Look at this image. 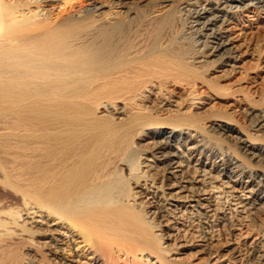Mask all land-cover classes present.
<instances>
[{
  "label": "bare ground",
  "instance_id": "obj_1",
  "mask_svg": "<svg viewBox=\"0 0 264 264\" xmlns=\"http://www.w3.org/2000/svg\"><path fill=\"white\" fill-rule=\"evenodd\" d=\"M205 1L148 16L138 6L150 0L132 8L109 0L107 7L92 3L89 14L63 17L72 1L0 0V195L20 206L17 220L0 210L1 257H13L10 249L26 239L28 253V243L38 240L55 264H99L112 256L168 264L153 212L147 217L141 199L174 217H212L221 202L248 212L264 202V175L245 162H264V144L230 118L201 117L227 94L198 69L213 59L243 76V64L260 56L248 52L234 16L261 12L264 19V0ZM180 13L199 41L191 53L159 40ZM141 26L159 35L147 39ZM207 91L208 102L200 101ZM226 101L229 110L244 102ZM245 106L263 137L264 104ZM207 130L234 139L245 158L226 159ZM141 142L146 150L136 155ZM139 160L144 174L162 173L158 195L137 184ZM210 261L228 262L216 251Z\"/></svg>",
  "mask_w": 264,
  "mask_h": 264
},
{
  "label": "rangeland",
  "instance_id": "obj_2",
  "mask_svg": "<svg viewBox=\"0 0 264 264\" xmlns=\"http://www.w3.org/2000/svg\"><path fill=\"white\" fill-rule=\"evenodd\" d=\"M68 1H72L71 5L73 4L72 5L73 7L72 6L67 7L65 9V11L66 10L67 11L63 12V15H61L63 17L82 16L85 14H89V8L92 3H95L97 5L102 4L105 7H107L108 6L107 2L109 0H68ZM111 1L126 2L128 3V7L132 8L138 6V4L141 3L143 0H111ZM166 1H169L168 7H162L161 5H159V3L156 0L154 1L150 0V3L147 6L144 7L138 6V11L141 12V14L148 16L149 14H155L158 12L159 14L167 15L172 12V9H174L177 6H181V4L184 2L189 1L191 3L200 4L203 3L205 0H166ZM133 12L135 11L133 10ZM259 14H260V18L249 17L247 16V14L245 15L236 14L234 16L235 19L233 21L236 28L243 30L244 32L242 40L245 46L246 45L248 46L249 49L248 52L251 53L252 51H256L260 56L259 58L260 60L258 58H255L254 60H252V62L248 61L246 62V65L245 63L243 64L244 71L246 70V72L244 73L246 74L248 73L247 75L246 74L245 75L247 76V78L249 77L250 79L249 78L247 79L244 73L242 74L243 75L242 77L244 78H242L241 76H235V74L231 73L229 69L219 67L218 63H213L211 61L213 59H210L207 63H203L201 67L198 69L200 70L201 74H204L203 77L206 80H208V82L212 84L216 83L217 85L220 86V88H223L222 85H224V88L220 89L221 90L220 93L227 94L224 95L226 96V100L228 99V101H230L232 98L235 97L244 100V102L241 101L239 106L233 110H229L226 107V103H225L226 100H223L221 101L220 104L213 105V108L211 107L209 109L210 111L208 110L205 114H202L201 117L206 118L209 116L212 117L214 115H219V116H224L228 119L230 118V120L233 123L238 124L237 126L241 128V131H243L244 133L246 132L245 134L247 135H249L250 133L249 136L251 139L253 138L254 141H256L257 143L262 142L260 144H264L263 143L264 136L262 137V135L259 133V130L257 129V125L255 124L256 123L255 117L253 116L251 117V115L244 110L246 107L245 105H250L251 107H259L260 105L264 104V78H263L264 19H262L263 14H261V12H259ZM176 16L177 17L179 16L178 17L179 20L178 21L176 20L175 23L170 22L162 30L163 32H160L162 33V35L159 36L160 37L159 40L169 43L173 48L177 47V49L178 48L181 50L184 49L182 51L191 53L193 48L199 47L198 38L195 37V35L192 32H189L185 27L188 18L185 15H183V13L177 14ZM251 18H253L254 21H252ZM141 27L142 30H144L143 32L146 33L143 34H145L144 36L147 37V39H149L150 34H151L150 39H153L155 37V34L159 35L158 32H154L155 30L153 29V27L150 26L149 27L141 26ZM257 28L259 29L256 30ZM253 45H256L257 47ZM258 46L260 50H257ZM252 47L255 50H253ZM255 66L256 68L259 66V68H257L258 70L256 73L257 76L251 74ZM236 77L239 79H237ZM244 81H246V83L248 84H244L245 83ZM243 86L245 87L243 88ZM228 88L230 90H228ZM232 91H234V94L232 93ZM211 93L212 92L210 91L205 92L203 95H201V98H199L200 101L208 102V97L211 96L210 95ZM230 93H232L234 96L232 94L230 95ZM205 135L209 137V138L207 137V139L209 140L210 144L215 146L218 150L220 149L221 153H223V156L226 159L232 158L231 156L233 155L236 156L237 154H238L237 156L239 157L242 156V158H245L242 154L239 144L234 139L224 138L219 134H215L212 131H208V130L205 131ZM144 150H146V145L144 142H141L139 147L135 151V154L141 155L144 153L143 152ZM147 157H149V154L142 155L141 158L146 159ZM246 160L245 162L249 167L259 171L262 175H264V162L256 164L255 162H252L247 158ZM140 162H144V161L139 160L138 164H136L138 165V168L136 167V169L138 170L135 173V175L138 177L140 176L139 177L140 179L139 181H137V184L143 185L145 183L147 188L148 186H151L152 188H150L149 191H155L157 192L158 195V187H159L158 185H160V182L162 181V173L153 170L151 172H146L144 174L143 171L145 170L141 168ZM133 186H134V182L133 183L129 182L126 191H128V193L129 192L133 193L134 192V190L132 189ZM141 200L142 203L144 204V206L142 205L144 212L148 213L147 217H150L149 212H153L151 216V218L153 219L152 220L153 226H156L155 228L158 229V231H160L159 234L161 233L158 246L164 247L165 251L168 252L165 256L166 261L171 259V261L168 264H212V262L210 261V252L212 253L215 251L217 252V254L220 253L221 255H225V260H228V262H226L225 264H257L258 262H260L258 264H264V202H262V204L260 203V206L256 205L255 206L256 210L241 212L243 214H241L240 212L231 211L230 209H228L227 204L224 205V203L221 202L220 203L221 206L219 205L218 213L212 217H206L203 214L191 216L188 213L182 214L181 217L180 216L174 217V215H171L169 212L164 213L163 208L157 207L156 205L152 206V203L150 205L151 201H148L146 199H141ZM19 207H20L19 204H17V202L14 201V198L12 196L4 197L0 195V210L6 211V213L9 216L14 217V219L16 218V220L18 219L17 218L18 216L15 214L19 210ZM156 210L158 213L157 212L155 213ZM158 210L162 212L159 213ZM244 238H246L247 242L244 241ZM255 239L258 242L255 243L256 241ZM37 241L38 240H32V242L28 243V246L32 247L33 245L32 247L33 250L31 253H28L26 239L17 242L15 246H13L10 249L13 252V253L11 252L13 257H9L10 259L9 258L7 259L0 256V264H26V263L55 264L53 257H51L48 254V252L43 248V246L40 244V242ZM37 249L38 251H36ZM38 254H40V256H38ZM238 254L241 256V258H243V261L239 260L237 256ZM245 255L247 256L245 257ZM112 257L106 259L104 262L99 264H152L148 259H137L135 263H127L126 261L118 259L115 256ZM82 261L86 262L85 259H82ZM161 264H167V263H161Z\"/></svg>",
  "mask_w": 264,
  "mask_h": 264
}]
</instances>
